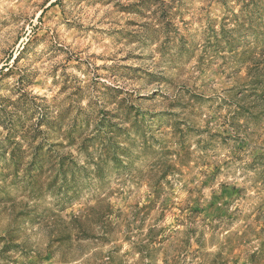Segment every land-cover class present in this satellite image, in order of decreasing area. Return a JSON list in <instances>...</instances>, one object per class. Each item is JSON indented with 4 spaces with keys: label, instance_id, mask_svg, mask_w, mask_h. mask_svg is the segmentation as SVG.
Here are the masks:
<instances>
[{
    "label": "rangeland",
    "instance_id": "374dc122",
    "mask_svg": "<svg viewBox=\"0 0 264 264\" xmlns=\"http://www.w3.org/2000/svg\"><path fill=\"white\" fill-rule=\"evenodd\" d=\"M0 264H264V0H0Z\"/></svg>",
    "mask_w": 264,
    "mask_h": 264
}]
</instances>
